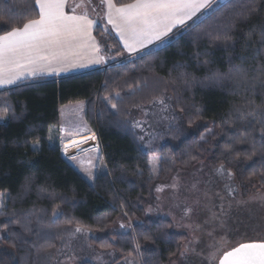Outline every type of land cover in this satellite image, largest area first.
I'll return each mask as SVG.
<instances>
[{
	"label": "trees",
	"instance_id": "16d2710c",
	"mask_svg": "<svg viewBox=\"0 0 264 264\" xmlns=\"http://www.w3.org/2000/svg\"><path fill=\"white\" fill-rule=\"evenodd\" d=\"M130 2L117 0L118 4ZM246 2L229 0L218 8L214 7L197 19L195 23L200 27L193 34L184 31L182 35L172 36L164 45L143 52V59H126L125 55H117L120 45L114 34L102 32L104 22L101 17L94 34L102 46L103 55L111 60L107 71L29 83L0 92V114L4 113L7 102L12 106L7 112L9 118L13 112L15 116L23 117L11 120L7 127H0V192L11 196L6 201L9 216L14 210L22 222H26L24 213L33 207L43 209L39 219L30 218L31 227L34 231L47 233V243L54 245L50 260L37 258L32 247L37 238L25 235L18 225H12L13 238L10 240L4 234L1 243L0 264H55L59 246L66 245L65 241L74 235L73 230L78 225H83L90 234L105 235L101 240L93 239V244L110 259L109 251L117 253L120 264L130 253L138 261V254L133 251L135 238L139 240L144 264H171L179 255L181 246L188 241V236L174 232L175 226L169 220L148 219L146 209L155 201L157 185H168L177 173L191 170L206 158L212 165L221 163L234 171L246 192L253 186L264 191V181L259 175L264 171V159L257 155L246 160L242 151L238 160H232L220 147L229 137L242 131L247 121L254 119L246 102L254 99L260 103L264 97V85L257 81L253 89L252 73H249L248 85L227 78H210L217 71L228 73L230 56L232 63H241L239 56L245 34L264 21V0H260L259 14L247 24L239 25L235 32V51L226 50L220 43L207 38V32L219 31L226 21L243 11L242 5ZM32 4L33 0H0V34L13 26H22L28 18H36ZM253 39H258V34H254ZM113 56L115 59H111ZM204 60L209 63L205 65ZM260 62H264V56ZM255 63L249 61V64ZM185 77L193 81L191 87L185 85ZM117 91L124 98V103L118 106L122 113H130L129 119L133 120L142 112L133 106L135 103H142L148 110L157 106L150 103L152 98L162 96L165 103L170 100L178 122L170 120L168 128L152 134L156 137L152 140V148L142 146L149 142L150 135L140 141L136 129L119 126L118 117L105 106L104 97ZM75 103L86 104V120L98 137L103 165H107L96 176L94 184L88 183L64 160L58 147L56 151L49 150V135L53 137L52 143L59 145L55 129L60 126L61 108ZM180 108L184 111L180 112ZM197 109L200 110L198 118ZM256 115L258 117L259 113ZM190 120L193 121L191 124ZM225 121L227 123H222ZM30 126L34 129L31 135L27 134ZM196 128H199L197 135L190 134ZM200 136H205L206 141H201ZM36 137L40 138L42 145L38 155L29 147L17 146ZM85 140L89 141L91 148L96 145L89 136ZM236 147L247 149L248 145ZM153 149L158 151L153 152ZM151 157H161V171L156 180L149 167ZM25 159L35 161L36 167L22 166L20 161ZM28 176H34L35 180L32 190L24 193L22 186ZM41 186L48 192L40 193L38 188ZM57 204L62 215L54 218L51 214ZM6 221L7 217H0V223ZM119 221H130L134 228L127 233L111 232ZM17 236H23L29 243L22 244ZM109 244L112 247L105 249L104 246Z\"/></svg>",
	"mask_w": 264,
	"mask_h": 264
},
{
	"label": "snow or ice",
	"instance_id": "6c2138e0",
	"mask_svg": "<svg viewBox=\"0 0 264 264\" xmlns=\"http://www.w3.org/2000/svg\"><path fill=\"white\" fill-rule=\"evenodd\" d=\"M222 0H131L130 3H117V0H100V4L104 6V24L102 25V32L112 34L118 39L120 50L117 55L124 56L127 54L130 58L143 59L141 55L144 50L149 46L163 44L166 39H170L171 36L182 35L186 31L189 35L193 34L196 29L200 27L195 23V19H200L204 16V13L209 12L215 7H219ZM69 0H33L32 7L36 11V18H28L23 22L20 27H11L10 30L3 31L0 34V88L5 90H11L13 86L20 87L27 85V82L38 76L45 74L60 75L61 73L78 68H86L96 65H105L108 63V57L103 55V49L100 42L95 36L92 35L93 29L97 26L98 21L92 19L87 14V11L81 14H76V8L84 6V0H81L80 4L75 5L70 10H66ZM91 3V0H88ZM227 7V5H224ZM243 11L236 13L234 18L226 21L225 26L219 31H210L206 33L207 38L212 42H218L225 47L226 50L231 49L235 51L234 36L237 28L241 24H247L253 16L258 15L260 11V0H247L242 5ZM195 18V19H194ZM189 22H192L191 24ZM254 34H258V39H253ZM241 55L239 59L240 64L232 63V57H229V70L227 74H221L220 72L212 73L211 79H232L237 83L248 85L250 83L249 73L251 76V86L255 88V82L259 81L264 85V62H260V58L264 56V21L257 25H254L245 34L244 45L241 49ZM208 55L207 52L204 53ZM199 58V57H198ZM115 59V56L111 57ZM249 61H255V64H249ZM206 65L209 62L204 60ZM248 64V67L244 65ZM177 67H183V65H177ZM184 83L186 86L191 87L193 81L185 77ZM107 87V82H105ZM135 89L132 90L134 94ZM105 106L110 108L111 114L118 117L117 123L121 127L139 128L144 131V126L151 125L147 120H131L128 118L130 113L121 112L118 106L124 103V98L120 92L109 94L104 97ZM153 105H161L162 111H168L169 105L165 103V99L162 96L153 97L150 101ZM139 108L145 116L149 113L145 110L142 103L137 102L133 105ZM11 105L5 102L4 113L0 114V127H7L11 120H20L23 117L13 115L9 118L7 112L11 109ZM246 108L249 113L253 115L254 119L247 121L245 128L238 132L236 135L231 136L228 140L221 145L223 153H225L232 160H238L241 157V152H244V158L246 160H252L254 156L259 155L264 159V97H262L260 103L256 101L248 100L246 102ZM82 110V109H81ZM180 112L184 109L180 108ZM200 110L197 109V116L199 117ZM257 113L259 116L257 117ZM164 119H170L173 122H178V116L172 114L170 117H163ZM193 121L190 120L189 124ZM222 123H227L222 122ZM178 130V129H177ZM34 129L30 126L27 130V134L31 135ZM59 145L52 143L53 137L48 136L50 141L49 150L56 151L59 148L61 154L72 162H77L80 165V169L84 172L88 179L95 181L96 176L93 174L92 169H100L103 164V156L100 151L99 145H94L91 149H81V140L76 137L81 136L83 131L91 132L87 127L80 129H64L60 130ZM51 132V129H49ZM212 135H215L212 130H209ZM151 139L146 145L152 148V140L156 137L149 134ZM91 139H96V134L91 133ZM140 141H144V136L138 137ZM201 141H206L205 136H200ZM83 142H87L84 140ZM259 144V147L257 145ZM237 145H248L247 149H241L236 147ZM18 147H29L34 154H39L42 151V145L40 138L36 137L33 140H24L17 145ZM75 150V153L69 155L71 150ZM83 151H91L95 153V156H90L86 161L78 160V155ZM158 149H153V152ZM27 156V153H25ZM196 157H192L195 159ZM171 159V158H170ZM159 160V157H154L150 161L153 164V171H155V164ZM172 163H175L174 159H171ZM20 164L30 165L36 167V162L25 159L20 161ZM87 164V167L84 165ZM103 167L106 169L107 165ZM216 172L220 175H227L231 180L234 177V173L231 170H226L224 165L221 164L216 168ZM243 174V170H241ZM110 174V173H109ZM256 175V173H253ZM260 178L264 181V171L259 173ZM34 176L25 177L23 184L24 193H28L32 190ZM170 187L178 191V185L172 184ZM193 189L196 185H192ZM228 187V193L231 195L236 191L235 188L226 185ZM40 193L48 192L46 187H39ZM157 193L164 191L163 187H157L155 189ZM49 195H52L49 193ZM205 198H209V192L203 193ZM221 203L216 205L219 208V212L211 211L210 221L218 220L220 226L223 227L225 221L224 217L228 215V211L231 209V203H228L227 208L225 206V197L216 193ZM54 198V197H53ZM11 199L10 194L0 192V217H7V221L0 223V240L4 239V234L11 240L14 235L12 225H18L22 229L23 233L27 236L34 235L37 239L32 242V247L35 249V255L37 258H46L50 260L54 255L51 249L54 245L47 243L48 234L42 231H34L31 227V217L39 219V214L43 212V209H37L33 207L31 210L24 213L25 221L22 222L19 215L13 210L11 216H9L6 201ZM160 197H157L159 200ZM264 200V197H260ZM63 202V201H62ZM237 203H246L244 201H238ZM201 200L197 198L193 201V205H200ZM193 205L185 204L182 208L178 203L175 206L181 209L182 215L176 223V227H183L192 230L195 233L201 228L200 224L193 222H186L191 219V214L195 211ZM123 207V205H122ZM60 205L57 204L52 211L54 218L62 215L58 209ZM207 208V205H205ZM153 208L149 206L147 213H151ZM168 215H172L171 212ZM124 216L127 217V212H124ZM175 219V217H173ZM71 223V221H68ZM121 229H132L133 225L128 223H120ZM74 233H86V228L83 225H78L74 228ZM211 234V233H209ZM148 239L147 236L144 237ZM17 239L22 244H28L29 241L24 239L23 236H17ZM133 251L136 254L141 253V246L138 238ZM43 240L45 243H40ZM194 242H198L193 239L183 245L179 251L181 258L186 257V254L190 250V245ZM15 246V244H13ZM105 249L112 247L111 244L105 245ZM214 250L210 251L205 259L209 264H264V240L241 242L235 246H232L229 250L220 251L218 246H213ZM194 250V249H192ZM60 250H57L59 252ZM109 256H115V252H108ZM73 257L68 256L67 259L71 260ZM100 258V257H98ZM116 264H120L117 261ZM123 264H137L135 258L130 253L129 256L123 257ZM175 264V262H173Z\"/></svg>",
	"mask_w": 264,
	"mask_h": 264
},
{
	"label": "rangeland",
	"instance_id": "374dc122",
	"mask_svg": "<svg viewBox=\"0 0 264 264\" xmlns=\"http://www.w3.org/2000/svg\"><path fill=\"white\" fill-rule=\"evenodd\" d=\"M229 0H222L220 4H223ZM215 7V6H214ZM110 65L106 66L109 67ZM106 67L103 71H107ZM169 105L168 111H162L161 105H157L154 108L148 109V115L145 116L143 112L138 113L133 120H147L151 127L147 124L144 126V131L139 128H135L137 135H143L144 140L149 136V134H155L157 132H162L170 124V119L166 120L163 117H170L175 114L171 108L170 100L166 102ZM82 109V110H81ZM86 104L85 103H75V105H66L60 110V126L55 131L57 139L61 135L60 129H83L87 127L91 132L83 131L81 136L76 137V139L81 140V149H91L89 147V141H83L93 132L91 126H89L86 120ZM199 128L190 131V134L197 135ZM96 145H99L98 139H94ZM89 147V148H88ZM100 148V145H99ZM101 151V149H100ZM75 153V150H71L69 155ZM96 154L91 151H83L78 155V160L86 161L90 156H95ZM64 158V156H63ZM66 158V157H65ZM154 157H151L150 161ZM73 168L79 172L88 183L94 184V181L88 179L87 175L81 171L80 165L77 162H72L66 159ZM209 158L195 164L189 171H181L177 173L170 181L168 185L159 184L157 187H163L164 191L161 193L155 192V201L151 205L153 211L147 213V218L153 220H158L163 218L169 220L175 226L177 221L182 215L181 209L177 208L175 205L180 204L181 208L185 205H193V201L200 198V205H193L195 211L191 214V219L186 222H195L201 225V228L195 233L192 230L183 227H174V232L180 235L188 236V241L184 243L187 244L189 240L195 237L194 242L190 245V250L186 254V257L181 258L179 255L174 259L175 264H209L205 259L210 251L214 250L213 246H218L220 251L229 250L232 246L237 245L241 242H251L264 240V200L260 197H264V191L260 190L257 186H253L246 192L243 184L238 180L237 175L230 168L225 167L226 170H231L234 173V177L229 180L227 175H220L216 172V168L221 165H212ZM104 162V160H103ZM161 157L155 164V171H153V164L149 162V167L151 169V175L154 180H156L161 171L160 169ZM224 165V164H223ZM87 167V164L84 165ZM92 169L95 176L101 173V169ZM178 185V191L170 187L172 184ZM195 184L196 188L193 189L192 185ZM229 185L236 189L231 195L228 193ZM205 191L209 192V198H205L203 193ZM216 193L225 197V206L227 208L228 203H231V209L228 211V215L224 217V225L220 226L218 220L209 221L211 217V211L219 212V208L216 205L220 204L221 201ZM160 197L157 200V197ZM238 201H244L246 203H237ZM207 205V208H205ZM171 212L172 215H168ZM175 217V219L173 218ZM120 223L128 224L132 222L119 221L111 232L118 231L119 233L129 232L128 228L121 229L119 227ZM134 228V227H133ZM132 228V229H133ZM74 232V231H73ZM211 233V234H209ZM112 234V233H111ZM114 234V233H113ZM105 236V235H104ZM104 236L98 234L86 233H74L66 240L65 244L59 246V256L55 264H116V261L120 259L118 254L112 256L111 259L106 257L103 252L96 249L93 244V239L101 240ZM3 240H0V249L3 247L1 244ZM63 245V246H62ZM183 245L181 246L182 249ZM194 249V250H192ZM72 256L71 260L67 257ZM100 257V258H98ZM123 262V261H122ZM137 264H144L142 261V256L138 254ZM173 262L171 264H173ZM123 264V263H122ZM215 264V261L213 262Z\"/></svg>",
	"mask_w": 264,
	"mask_h": 264
},
{
	"label": "crops",
	"instance_id": "0c3cea01",
	"mask_svg": "<svg viewBox=\"0 0 264 264\" xmlns=\"http://www.w3.org/2000/svg\"><path fill=\"white\" fill-rule=\"evenodd\" d=\"M80 3H81V0H69V3H68L66 10H70L75 5L80 4ZM84 11H87V14L89 15L90 18L96 19L97 21H99V18L102 17V21L104 22L103 17H104L105 9H104V6H102L100 4V0H91L90 4L88 3V0H84V6L76 8V14H81ZM196 21H197V19H195V22ZM189 23L191 24L192 22H189ZM97 25H98V23H97ZM95 28L92 31L93 36H95V34H94ZM112 34L115 35V33H112ZM116 39H117V37H116ZM167 40L168 39H166L165 42ZM117 41H118V39H117ZM162 45H164V43L163 44L158 43L157 45L149 46V48L144 50V52L152 50L153 48H156V47H160ZM125 56H126V59H131L130 57L127 56V54H125ZM110 61L111 60L108 59V63L105 65H96V66H91V67H86V68H78V69L65 71L58 76L57 75H51V74H45L43 76H38V77L28 81L27 85H29V83H40V81L61 80L63 78H72L74 76H84L85 74H89V73H93V72H97V71H103L106 66L111 65ZM15 88H17V87H15V86L12 87V89H15ZM3 91H6V90L3 88H0V92H3ZM56 130L57 129H55V131ZM55 137L58 138L57 135ZM97 139H98V137H97ZM98 142H99V140H98ZM64 159H66V158L64 157ZM76 172H77V170H76Z\"/></svg>",
	"mask_w": 264,
	"mask_h": 264
},
{
	"label": "built area",
	"instance_id": "2783aa9c",
	"mask_svg": "<svg viewBox=\"0 0 264 264\" xmlns=\"http://www.w3.org/2000/svg\"><path fill=\"white\" fill-rule=\"evenodd\" d=\"M106 70H108V68L106 67Z\"/></svg>",
	"mask_w": 264,
	"mask_h": 264
},
{
	"label": "bare ground",
	"instance_id": "6f19581e",
	"mask_svg": "<svg viewBox=\"0 0 264 264\" xmlns=\"http://www.w3.org/2000/svg\"><path fill=\"white\" fill-rule=\"evenodd\" d=\"M108 68V67H107Z\"/></svg>",
	"mask_w": 264,
	"mask_h": 264
}]
</instances>
